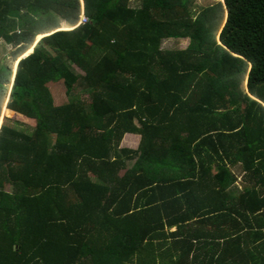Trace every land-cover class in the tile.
<instances>
[{
	"label": "trees",
	"instance_id": "1",
	"mask_svg": "<svg viewBox=\"0 0 264 264\" xmlns=\"http://www.w3.org/2000/svg\"><path fill=\"white\" fill-rule=\"evenodd\" d=\"M194 3L0 0V264H264V0Z\"/></svg>",
	"mask_w": 264,
	"mask_h": 264
},
{
	"label": "rangeland",
	"instance_id": "2",
	"mask_svg": "<svg viewBox=\"0 0 264 264\" xmlns=\"http://www.w3.org/2000/svg\"><path fill=\"white\" fill-rule=\"evenodd\" d=\"M215 0H195V3H194V11L197 12L199 11L201 8L205 7V6H208L210 4H212ZM133 2H131L130 4L132 5ZM78 24V23H77ZM61 27L62 28H66V29H71V27H68V24L61 21ZM41 34H39L40 36ZM38 36V37H39ZM37 36H35V39H34V43H36V41H38L40 38H38ZM188 44V39H165L162 41L161 43V47L164 48V49H178V48H185ZM12 49V46L10 44H7L3 41V39H0V56L4 54V59H5V62L4 63H10V58L8 56V53L11 51ZM31 49H29L28 51H30ZM28 53V52H26ZM2 61V60H1ZM12 76H11V80L13 79V74H14V71H15V68H16V62L13 63L12 65ZM78 70V69H77ZM79 72V71H78ZM52 88V92H53V95L55 97V102L56 103H59L61 101H65V98L66 96L64 95L63 93V89L61 87V85H53L51 86ZM3 118V117H1ZM2 119H0V123H1ZM12 124V123H11ZM19 129H22V130H26L27 132L31 131L32 128L31 127H27V126H24V125H21V124H16V125H13ZM137 137V136H136ZM131 137L128 136L127 140L130 139ZM125 139V141H127ZM136 139H133L131 142H130V145H136V142L139 140V136H138V140ZM123 142V141H122ZM238 169L235 170V173H237ZM237 176V182L238 184L241 186L242 183H241V176L240 174H236ZM6 189L7 190H11V187L10 186H6Z\"/></svg>",
	"mask_w": 264,
	"mask_h": 264
},
{
	"label": "crops",
	"instance_id": "3",
	"mask_svg": "<svg viewBox=\"0 0 264 264\" xmlns=\"http://www.w3.org/2000/svg\"><path fill=\"white\" fill-rule=\"evenodd\" d=\"M128 136L129 137H131L130 139H128L127 140V138H128ZM137 136V137H136ZM125 139L127 140V141H125ZM133 139H136V140H138V135H132V134H127V135H125L124 136V138H123V142H122V146H127V147H130V148H135L136 146H137V144H138V141L136 142V140H135V142H136V145H130V142L133 140ZM236 174H238V173H236ZM239 174H241V173H239ZM235 185H237V187H242V185L240 186L239 184H238V182H236V184ZM234 186V185H233ZM232 186V187H233ZM178 238L179 237H182V236H177ZM167 239H168V241L169 240H171V239H174V237H171L170 235L168 236V237H166ZM169 244H168V246L170 245V247H171V244H172V242H168ZM168 246H165L163 249H166V250H168L169 248H168ZM202 250H204V249H202ZM173 251V249L171 250V252ZM169 253H170V251H168ZM175 258V256L173 255V259ZM164 261L165 262H163V264H175V263H173L172 261H170V255L169 254H167L166 256H165V258H164Z\"/></svg>",
	"mask_w": 264,
	"mask_h": 264
},
{
	"label": "built area",
	"instance_id": "4",
	"mask_svg": "<svg viewBox=\"0 0 264 264\" xmlns=\"http://www.w3.org/2000/svg\"><path fill=\"white\" fill-rule=\"evenodd\" d=\"M86 21H87L86 16H85L83 13H81L80 18H79V20H78V24H80V23H84V22H86Z\"/></svg>",
	"mask_w": 264,
	"mask_h": 264
},
{
	"label": "water",
	"instance_id": "5",
	"mask_svg": "<svg viewBox=\"0 0 264 264\" xmlns=\"http://www.w3.org/2000/svg\"><path fill=\"white\" fill-rule=\"evenodd\" d=\"M42 36H43V35H42ZM42 36H41V37H42ZM41 37H40V38H41ZM36 42H37V41H36ZM31 50H32V48H31ZM31 50H30L29 52H31ZM29 52H28V53H29ZM28 53H26V54L23 55L22 57L26 56ZM22 57H20V58H22ZM20 58L17 59V61H16V66H17V62H18V60H19ZM15 69H16V68H15ZM14 74H15V71H14ZM14 74H13V77H14ZM12 80H13V79H12Z\"/></svg>",
	"mask_w": 264,
	"mask_h": 264
},
{
	"label": "bare ground",
	"instance_id": "6",
	"mask_svg": "<svg viewBox=\"0 0 264 264\" xmlns=\"http://www.w3.org/2000/svg\"><path fill=\"white\" fill-rule=\"evenodd\" d=\"M39 35H37V37H38ZM42 35H40L38 38H40ZM27 52H29V51H27ZM25 55V54H24Z\"/></svg>",
	"mask_w": 264,
	"mask_h": 264
},
{
	"label": "clouds",
	"instance_id": "7",
	"mask_svg": "<svg viewBox=\"0 0 264 264\" xmlns=\"http://www.w3.org/2000/svg\"><path fill=\"white\" fill-rule=\"evenodd\" d=\"M83 13V12H82Z\"/></svg>",
	"mask_w": 264,
	"mask_h": 264
}]
</instances>
